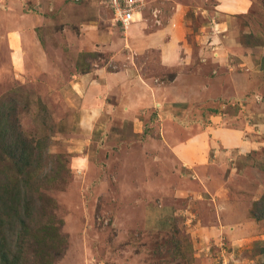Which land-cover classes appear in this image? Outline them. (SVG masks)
<instances>
[{
    "label": "rangeland",
    "instance_id": "obj_1",
    "mask_svg": "<svg viewBox=\"0 0 264 264\" xmlns=\"http://www.w3.org/2000/svg\"><path fill=\"white\" fill-rule=\"evenodd\" d=\"M94 1L100 32L114 28L118 62L81 51L78 26L61 32L57 19L38 28L37 56L27 55L23 72L0 54V264H264V0H189L196 14H189L177 70L223 78L213 81L208 104L204 95L187 94L178 97L184 104L164 109L191 114L190 124L244 123L251 141H259L249 152L217 156L203 176L206 189L163 143L162 106L133 123L111 112H79L77 78L104 67L117 71L126 54L150 84L177 72L161 67L155 52L128 49L129 35L112 22L107 0ZM152 1L141 12L151 25H132L144 33L159 21ZM217 11L225 16L210 14ZM208 16L215 23L204 33ZM202 39L215 46L206 49ZM203 58L217 65L201 66ZM219 190L226 200L218 205L210 192Z\"/></svg>",
    "mask_w": 264,
    "mask_h": 264
},
{
    "label": "crops",
    "instance_id": "obj_2",
    "mask_svg": "<svg viewBox=\"0 0 264 264\" xmlns=\"http://www.w3.org/2000/svg\"><path fill=\"white\" fill-rule=\"evenodd\" d=\"M79 1L0 0V54L3 53L11 69L18 73L25 70L27 55L30 53L37 56V48L40 44L38 28L43 23H54L56 19L62 23L61 32H68L72 25L78 26V30L75 32H77L79 40H83L80 45L81 51L89 52L94 49L93 51L107 55L106 64L121 60L122 58L118 57L116 53L119 45L115 40H112L114 28H108V32H100L98 4L94 0H84L85 4H79ZM152 2H155L152 9L154 8L156 12L153 16L159 19L155 22L157 28L154 32L144 33L142 27L135 29L133 24L130 25L125 29L129 35L126 45L128 49L136 50L140 54L155 52L157 62L161 67L167 70H177L184 64L185 57L181 55V45L190 32L189 14L191 12L196 14V11H193L194 6L189 0H153ZM196 8L200 10L198 5ZM75 11L79 18L74 20L73 13ZM217 12L209 13L215 16H225L222 12ZM200 14H205L204 17L206 18L208 12L204 10ZM208 17H210L211 23L201 27L204 33L210 32L215 23L212 16ZM139 22H141L140 25L136 26L148 27V24L151 25L148 19H142V15L136 23ZM216 24V27L222 26V24ZM86 33L92 35L94 43L89 38L84 40ZM206 43H208L206 49L215 46L213 39ZM211 54L212 52H206L203 55L212 57ZM131 58L132 55L126 54L124 58L126 65L117 71L104 67L95 70L94 73L89 72L77 78L74 87L80 95V113L90 117L91 114L98 116L106 111L115 113L118 118L126 122L133 123L136 117L145 110L149 108L156 110L162 106L161 132H163V143L166 147L168 146L173 159L182 169L186 170V173H195L198 179H202L199 182L205 189L206 183L203 176L209 170V174L213 172L214 166L211 164L217 160V156L230 157L228 154L233 153L234 150L242 149L249 152L251 147H257L259 141H251L250 135L241 129L244 127V123L240 127L226 126V124L215 127L208 122L190 124L189 117L191 114H186L179 108L176 110L164 109L168 102H173L176 105L184 104L185 100L178 97H184L187 94L190 96L204 95L208 104L210 102L208 98L210 99L214 93L213 81L216 79L215 81L220 83L223 76L213 78V75H206L204 78L197 71L185 73L182 70H177L171 81L150 84L149 80L138 71L134 62L130 61ZM201 61L203 62L200 63L201 66H208L211 63L217 65L215 60L209 61L208 58H203ZM199 69L201 68L199 67ZM186 82H189V85ZM204 83L205 87H203ZM108 98L110 101H107ZM88 104H92L93 107H88ZM93 122L83 120V125L87 126L90 123L92 125ZM255 126L254 124V133ZM194 128L197 131H193ZM248 128L250 129L249 126L247 130ZM258 128L260 127L258 126ZM211 152L214 153V158H210ZM211 159L213 160L211 161ZM216 193L213 195L210 192V197L214 198V201H217L219 205L226 200L223 195L225 192L219 190Z\"/></svg>",
    "mask_w": 264,
    "mask_h": 264
},
{
    "label": "built area",
    "instance_id": "obj_3",
    "mask_svg": "<svg viewBox=\"0 0 264 264\" xmlns=\"http://www.w3.org/2000/svg\"><path fill=\"white\" fill-rule=\"evenodd\" d=\"M107 6L111 11L112 22L125 30L141 18L145 0H107Z\"/></svg>",
    "mask_w": 264,
    "mask_h": 264
}]
</instances>
